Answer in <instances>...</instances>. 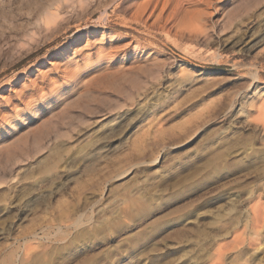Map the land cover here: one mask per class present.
Wrapping results in <instances>:
<instances>
[{
    "label": "rangeland",
    "instance_id": "rangeland-1",
    "mask_svg": "<svg viewBox=\"0 0 264 264\" xmlns=\"http://www.w3.org/2000/svg\"><path fill=\"white\" fill-rule=\"evenodd\" d=\"M0 1V264H264V0Z\"/></svg>",
    "mask_w": 264,
    "mask_h": 264
},
{
    "label": "bare ground",
    "instance_id": "bare-ground-1",
    "mask_svg": "<svg viewBox=\"0 0 264 264\" xmlns=\"http://www.w3.org/2000/svg\"><path fill=\"white\" fill-rule=\"evenodd\" d=\"M4 1V0H3ZM210 1V0H209ZM211 2V1H210ZM0 3H2L1 1H0ZM209 4V3H208ZM2 5V4H1ZM210 5V4H209ZM177 26V25H176ZM264 39V30H263V32H262V34H260L258 37H256L255 39L253 38V40L252 41H248V42H240V44H238V46H243L244 48H246L248 51L250 50V49H252L253 50V48H255V47H257V45L262 41ZM242 46H241V48H242ZM241 48H240V50H238V52L239 51H241ZM255 50V49H254ZM245 51V50H244ZM241 53H242V51H241ZM245 53V52H244ZM247 54V53H246ZM67 81V80H66ZM70 82H71V80L67 83V84H70ZM67 86V85H66ZM41 90L42 89H44V86L42 87V88H40ZM47 89V88H46ZM59 89V88H58ZM59 91H60V89H59ZM59 91H57V89H56V87H52L51 88V92L53 93V94H57ZM36 92V91H35ZM35 92H27L25 95H24V97L22 98V103L23 102H25V103H23V104H25V109H26V112L25 111H22V109L23 108H21V105H23V104H21V103H19V104H15L14 105V107H13V109L12 110H6V112H8L7 114H5V112H0V120L4 123V122H6V120H8V119H13V118H15V117H17V116H19L22 112V114L21 115H24V114H26V113H31V112H29V111H35V110H39V104H41L42 105V103H43V99H36L35 100V98H34V95H35ZM43 106V105H42ZM23 107V106H22ZM263 118V117H262ZM261 118V119H262ZM8 126V125H7ZM5 128V127H4ZM4 133H6V132H4ZM43 133V132H42ZM38 134V133H37ZM40 134V133H39ZM2 144L4 143L5 145L4 146H7L8 144H10L9 142H7L6 140H3L2 142H1ZM13 144H14V142H13ZM21 144V143H20ZM9 146V145H8ZM16 147V146H15ZM1 149V148H0ZM14 150V149H13ZM8 152V151H7ZM10 155V154H9ZM7 161H8V159H7ZM256 210V209H255ZM220 259H221V257H219ZM219 264H221V263H219Z\"/></svg>",
    "mask_w": 264,
    "mask_h": 264
}]
</instances>
